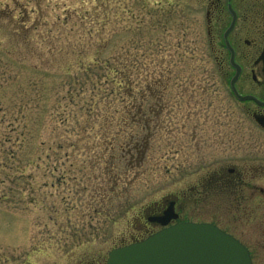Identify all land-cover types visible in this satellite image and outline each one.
Segmentation results:
<instances>
[{"label":"rangeland","instance_id":"rangeland-1","mask_svg":"<svg viewBox=\"0 0 264 264\" xmlns=\"http://www.w3.org/2000/svg\"><path fill=\"white\" fill-rule=\"evenodd\" d=\"M207 3L0 0V264H106L200 174L226 120Z\"/></svg>","mask_w":264,"mask_h":264},{"label":"flooded vegetation","instance_id":"flooded-vegetation-1","mask_svg":"<svg viewBox=\"0 0 264 264\" xmlns=\"http://www.w3.org/2000/svg\"><path fill=\"white\" fill-rule=\"evenodd\" d=\"M207 1L206 29L224 90L218 99L226 120L218 126L225 132L216 148L207 142L202 149L192 182L142 210L132 242L205 222L244 244L253 264H264V0Z\"/></svg>","mask_w":264,"mask_h":264},{"label":"water","instance_id":"water-1","mask_svg":"<svg viewBox=\"0 0 264 264\" xmlns=\"http://www.w3.org/2000/svg\"><path fill=\"white\" fill-rule=\"evenodd\" d=\"M246 248L213 224L184 222L111 249L107 264H253Z\"/></svg>","mask_w":264,"mask_h":264}]
</instances>
